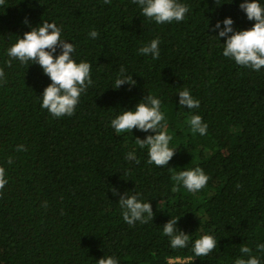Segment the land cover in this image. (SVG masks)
<instances>
[{
  "label": "trees",
  "instance_id": "obj_1",
  "mask_svg": "<svg viewBox=\"0 0 264 264\" xmlns=\"http://www.w3.org/2000/svg\"><path fill=\"white\" fill-rule=\"evenodd\" d=\"M181 2L185 18L162 24L143 16L134 0L0 4V168L7 181L0 187V264H96L104 255L118 264H234L253 255L264 264L256 249L264 243V67L255 71L224 57V40L211 30L229 16L236 29L254 21L240 9L242 0ZM44 20L74 43L77 62L90 64L92 83L71 116L42 109L39 95L50 79L38 64L6 53ZM155 38L159 57L140 55ZM121 68L135 83L114 89ZM184 88L199 108L179 105ZM149 94L161 99L163 130L177 149L164 166L148 163L147 148L136 141L154 133H116L110 126ZM193 114L208 125L204 135L191 131ZM194 167L209 180L189 192L173 175ZM136 193L151 204L153 217L129 225L118 202ZM171 216L189 235L182 248L171 247L163 233ZM205 234L216 247L197 257L193 242ZM244 246L250 253L240 252Z\"/></svg>",
  "mask_w": 264,
  "mask_h": 264
},
{
  "label": "clouds",
  "instance_id": "obj_2",
  "mask_svg": "<svg viewBox=\"0 0 264 264\" xmlns=\"http://www.w3.org/2000/svg\"><path fill=\"white\" fill-rule=\"evenodd\" d=\"M139 6L143 16L150 18L157 24L182 21L188 12L187 6L181 0H134ZM4 0H0L3 4ZM245 13L248 21H254L247 29H236L234 20L229 16L223 21H217L211 30L217 33V39L223 38L224 57L235 61L237 65L259 71L264 67V0H242L239 5ZM25 23H28L25 20ZM221 24L223 27L221 28ZM209 27V25H208ZM89 37L96 38L97 31L89 32ZM159 39H152L138 49L140 55L151 56L153 59L159 57ZM60 48L57 54V48ZM7 56L20 61L21 64L32 61L38 64L51 83L44 88L40 96V107L47 109L54 117L64 115L71 116L79 102L81 93L87 85L92 83L90 76V64L86 61L77 62L73 57L75 45L62 38V29L54 22L44 20L37 27L31 28L17 36L15 43L6 49ZM10 62V61H9ZM4 77L0 70V80ZM134 84L130 75L121 68L115 76L112 86L119 89L121 85ZM179 105L186 106L189 110L199 108L200 101L194 98L187 88L179 91ZM161 99L149 94L146 102L136 105L133 110H123L110 122V126L116 133H127L137 129L139 131L154 134L147 135L144 139L137 138L136 141L141 149L147 148L148 163L156 166L168 165L176 148L170 147L171 135L166 132L167 124L165 114L161 111ZM163 122V123H162ZM191 131L195 134L204 135L208 125L203 122L200 115L193 114L187 120ZM23 145L17 146V151H23ZM127 159H134L135 152H129ZM8 163H12L11 158ZM177 184L183 186L189 192H197L207 184L209 177L200 167L183 168L173 175ZM7 181L4 179V169L0 168V187ZM115 195V191L113 192ZM136 195L121 197L118 204L121 209L123 220L129 225L139 221L146 223L153 217L152 206L149 202L139 199ZM178 221L175 217L164 224L163 233L169 238L171 247H184L189 240V235L177 228ZM216 239L213 235L205 234L193 242L192 251L195 256H206L216 247ZM258 252H264V243L256 245ZM243 254L250 253L246 246L241 247ZM96 264H118V260L112 256H103ZM234 264H260L257 256L248 255L245 258H236Z\"/></svg>",
  "mask_w": 264,
  "mask_h": 264
},
{
  "label": "built area",
  "instance_id": "obj_3",
  "mask_svg": "<svg viewBox=\"0 0 264 264\" xmlns=\"http://www.w3.org/2000/svg\"><path fill=\"white\" fill-rule=\"evenodd\" d=\"M177 261H180V260H177ZM170 262H172V263H173V262H175V260H170Z\"/></svg>",
  "mask_w": 264,
  "mask_h": 264
}]
</instances>
